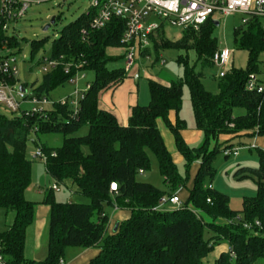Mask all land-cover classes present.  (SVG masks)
Wrapping results in <instances>:
<instances>
[{
    "label": "trees",
    "instance_id": "trees-1",
    "mask_svg": "<svg viewBox=\"0 0 264 264\" xmlns=\"http://www.w3.org/2000/svg\"><path fill=\"white\" fill-rule=\"evenodd\" d=\"M89 21L86 12L64 26L54 41L51 55L62 62L79 63L83 69L95 73L79 112L73 114L71 108L56 103L46 118L37 114L16 113L9 117L0 113V208L12 216L8 227L0 232L2 263L60 264L61 259L66 263L69 247H99V254L88 264H264V150L259 148V167L243 166L236 172L242 177L253 176L257 184V194L244 197L240 211L231 208L226 193L210 188L211 183L207 182L216 173L214 160L221 147L233 145L220 143L221 135L264 136V95L246 88L249 73L261 68L262 20L251 17L248 23L235 27L234 42L239 49L248 51V65L228 69L220 77L218 94L206 89L202 73L181 58L183 76L169 83L151 78L150 102L132 107L125 126L114 113L101 109L99 100L103 91L128 78L124 68L108 66L109 61L116 60L109 49L123 47L121 38L126 20L114 17L100 30L90 29ZM2 25L1 20L0 48L5 42L10 47L18 45L16 37L2 30ZM83 27L88 29L86 35L81 33ZM215 28V20L209 19L199 31L184 30L180 40H170L160 31L151 40L155 46L195 49L198 62L212 65L219 49ZM43 41L35 40L33 51ZM70 76L63 66H58L44 73L34 93L50 97L53 90L68 83ZM7 79L14 82V78ZM185 85L189 87L196 128L203 132V143L197 147L189 145L182 134L186 128V121L180 117ZM171 111L176 113L175 122L170 119ZM159 119L173 133L187 172L195 162H200L183 205L167 211L159 208L161 198L174 194L188 180L180 175L166 146ZM34 126H38L37 132H33ZM84 126L88 132L77 135ZM52 131L62 132L64 140L60 147L40 146L48 155L46 171L58 183L71 179L76 192L89 201H57L54 190L48 189L44 200L50 206L48 255L38 261L25 256L27 230L34 223L36 210V202L26 196L32 184L33 162L27 157V143L32 133ZM53 151L55 156L51 155ZM151 154L158 159L164 182L172 193L166 194L156 185L139 179L141 173L151 168ZM112 183H117L116 191L111 190ZM106 204L131 210L130 217L119 222L110 233ZM238 215L241 220L236 218ZM220 218L229 219V223H217ZM256 220H260L261 226H256ZM245 222L252 223V228L244 227ZM222 242L229 245L228 250L222 251L214 262L205 260Z\"/></svg>",
    "mask_w": 264,
    "mask_h": 264
},
{
    "label": "rangeland",
    "instance_id": "rangeland-1",
    "mask_svg": "<svg viewBox=\"0 0 264 264\" xmlns=\"http://www.w3.org/2000/svg\"><path fill=\"white\" fill-rule=\"evenodd\" d=\"M93 0H41L39 3H33L28 8L26 15L17 22H12V29L8 31L9 34H13L19 41L16 46H8L4 49L0 48V52L3 55L9 53H18L17 65L19 68V74L16 78L18 82V87L24 88L25 92L30 96L34 93L35 88L42 82L44 72L42 70L41 60L43 56L50 57L53 53L54 41L60 37L62 34V29L64 26L74 22L79 16L85 14L91 6ZM243 14L234 13L229 16H223L221 14H214L213 19L220 21V25L216 26L214 30V36L217 38V42L220 49H228L231 52V61L229 65L222 70H228L232 66L237 68H246L248 65V51L244 49H239L234 42V32L235 27L242 25ZM56 17V23L51 24L50 27L45 30V27L51 23L52 18ZM263 22V21H262ZM163 32L165 37L176 41L182 39L184 36V29L176 26H172L167 23L160 30ZM160 38V36H157ZM44 39L42 45L33 51V42L35 40ZM11 48V49H10ZM113 56L116 60H111L108 63L110 68H125L126 61L122 56L125 49L123 47H112ZM118 56H120L118 58ZM181 58H184L189 62V65L195 67L196 71L202 73L201 79L203 85L209 91L213 93L220 92V71L221 69L215 65H206L198 62V56L195 49H186L179 47H161L152 45L148 52V55H142L137 53L136 63L140 68L139 74L140 78L137 83L140 87V94L143 96L144 87H146L147 95L150 101V91H149V80L154 77L165 83H169L171 79L181 78L184 74V66L179 62ZM261 67L264 61V52L260 55ZM86 78L80 82V88L85 89L88 82H91L95 73L91 69H84ZM73 89V86L68 82L65 85L58 87L53 90L50 94V99L58 101L61 97L68 95ZM183 106L180 112V116L185 119L188 130L195 132L196 121L193 112V105L190 97V91L188 85L184 86L183 89ZM53 103L46 105V107H52ZM33 105L29 101L23 104V109L31 108ZM242 109H237V112H243ZM0 113L5 114L9 117L14 116L16 113L12 109L6 106L4 103H0ZM21 114V110L17 114ZM163 131L165 133L166 141L168 147L172 149V156L174 161L178 166V170L183 179L188 180L186 185L178 187L173 191V193H178L183 196L185 191L191 186L195 174H192V167L187 172V167L184 159L181 157L182 154L176 149V145L173 141V135L170 131L162 125ZM88 132V127L84 126L77 133V135H85ZM31 139L27 143V157L32 160V184L27 190V197L29 200L36 202V206L39 203H44L47 196L48 189H52L55 184L59 186L58 190H54L55 199L62 202H88L89 199L80 195L76 192V185L71 179H67L64 183H58L54 178L46 171L45 163L34 157L36 150L43 145L49 147H60L63 144L64 136L60 131H52L45 133H38L35 135L32 133ZM258 136H243L233 140V145L236 149H239L238 156L226 157L224 154V146L221 147L214 160V166L216 168V173L212 177L207 178V182L211 183L212 187L216 190L226 193L230 198V206L232 209L240 211L242 209L243 200L246 196H255L257 194V184L253 176H239L236 174L237 170L243 166L249 167H259L260 166V154L259 147L264 149L263 146H256ZM264 138V137H261ZM36 139V141H33ZM203 143V137L199 139L197 143L193 142L192 146H200ZM250 150V146H254ZM88 152V149L85 148ZM154 156V155H153ZM181 158H179V157ZM151 168L139 175V179L147 181L161 188L166 194L170 192V186L164 182V178L160 171L158 159L150 157ZM197 163V162H195ZM194 163V166H195ZM188 178V179H187ZM187 193V192H186ZM183 198V197H182ZM114 208L111 204L105 205L106 213L111 215L112 209ZM178 208L174 204H161L160 209L163 211L173 210ZM5 211V210H4ZM3 211V212H4ZM206 220H210L206 214ZM229 219L220 218L217 223L227 224ZM49 223V221H48ZM229 223V222H228ZM5 217L0 215V232L4 231ZM49 229V225H48ZM210 234L206 231L205 236L208 237ZM226 247V242H222L220 245L215 246V249L208 255L207 260H214L217 253ZM30 251H26L29 255ZM48 255L47 250H38L36 257L32 258L34 260H43ZM2 264V262H0Z\"/></svg>",
    "mask_w": 264,
    "mask_h": 264
},
{
    "label": "built area",
    "instance_id": "built-area-1",
    "mask_svg": "<svg viewBox=\"0 0 264 264\" xmlns=\"http://www.w3.org/2000/svg\"><path fill=\"white\" fill-rule=\"evenodd\" d=\"M40 1L0 0V21H3L2 30L8 33L12 29V22L22 19L31 4L39 3ZM87 13L90 15L89 28L92 30L104 28L114 17H121L126 20V30L121 38V43L125 49L126 66L124 69L128 77L134 78L140 77L138 63H136L137 53H147L153 45L152 36H156L158 31L167 23L184 30L199 31L209 19H213L215 13L223 16L241 13L244 15L242 18L243 24L248 23L251 17H258L263 21L262 27L264 29V0H93ZM81 33L86 35L88 29L83 27ZM7 43L5 42L2 49L8 45ZM18 57V53L3 55L0 52V103L6 104L15 113L21 110V113L27 115L37 114L43 118H46L45 115L48 110L56 103L71 108L73 114L79 112L80 102L84 97L85 91L90 87V82H88L85 89L80 88V82L86 78V75L83 73L84 69L79 63L62 62L58 58L43 56L41 63L44 73L58 66H63L64 72L71 74L68 82L73 86L72 91L55 101L46 95L38 96L36 93L29 96L25 90L18 87L16 80L19 74ZM212 61L215 66L221 69L219 77H222L228 71L222 69L229 65L231 52L226 48H219L215 52ZM7 77L14 78V82L9 81ZM246 88L248 91L264 95V61L259 71L249 73ZM29 97L33 106L23 109L22 106L26 101H29ZM51 103H53L52 107H46V105ZM37 131L38 126H34L33 132ZM254 147L255 145L250 146V148ZM223 151L226 156L239 155V149L234 147H227ZM51 155L55 156L56 152L53 151ZM34 157L44 163L48 160V155L42 147L36 150ZM209 187L212 188V185H209ZM52 189L58 190L59 186L55 184ZM117 189V183H112L111 190L116 191ZM210 201L211 199L208 198V202ZM168 203L181 206L183 205V200L178 193L165 195L160 200L159 208L161 204ZM236 218L241 220L240 215ZM255 224L256 226H261L260 220H256ZM252 226V223H244L246 228L250 229ZM234 254L232 252L233 256ZM0 262H2L1 256ZM60 264L66 263L61 259Z\"/></svg>",
    "mask_w": 264,
    "mask_h": 264
},
{
    "label": "crops",
    "instance_id": "crops-1",
    "mask_svg": "<svg viewBox=\"0 0 264 264\" xmlns=\"http://www.w3.org/2000/svg\"><path fill=\"white\" fill-rule=\"evenodd\" d=\"M219 25H220V21H219V24L216 26H219ZM148 52L143 53L142 55L147 56ZM109 54H113V49H111V48L109 49ZM122 55H123V52H122ZM139 70H140V68H139ZM139 78H134V77L130 76V77L126 78L123 81V83H121L119 86L103 91V93L100 96L99 107L101 109L108 110V111L114 113L118 119V122L121 125L125 126L128 124L132 107H134L135 105H138V104L147 105L150 102L149 96L146 94L148 91V90H146V87H144L145 93L143 94V96H141V94L139 93L140 87H139V84L137 83V81H139L138 80ZM151 78L156 79L154 77H151ZM183 97H184V93H183ZM169 116H170V119L172 120V122H175V120H176L175 111H171ZM158 125H159V128H160L162 135L164 137L166 146L172 154L173 151L167 145V141H166V137H165V133L163 131L162 125H164L169 131H170V129L167 127L165 122L161 119L158 120ZM170 133L173 135V133L171 131H170ZM182 134H183L186 142L189 145L193 144V142L197 143L199 141V139H201V137H203V132L201 130L197 129L195 132H191L190 130H188L187 124H186V128L182 130ZM243 136H249V135H241V136H237V137H233L232 135H229V134L228 135H221L219 137V142L223 143V145L229 144V143L233 144L234 139L240 138ZM172 137H173V141L175 143L174 136H172ZM258 137L259 138L257 140L256 146H258V145L263 146L264 145V138H261V137H264V136H258ZM175 145H176V143H175ZM176 149H177V146H176ZM251 149L252 148H250V150ZM151 156L154 157L153 154H151ZM181 157L183 158V156H181ZM199 165H200V162H198V161H197V163H195V166L193 164L192 174H195L197 172ZM191 186H192V183H191ZM188 194H189V190L187 189V191H185V194H183V196L180 195L181 198L183 197L182 200H185L187 198ZM26 196H28L27 192H26ZM4 210L5 209L0 208V215L3 214L5 217V225L3 228L5 230L8 227L9 221L12 219V216L10 214H8L6 210L5 211ZM130 215H131L130 209L114 207L112 209V213L110 215L109 233L115 229L116 225H118L119 222H122L123 220L128 219L130 217ZM49 217H50V206L48 204L39 203V205L36 206L34 223L27 230V239H26V246H25V256L27 258H29V259L35 258L38 250H47L48 242H49V229H48ZM228 248H229V245L226 243V247L222 248L217 253L214 260L209 261V262H214L215 259L220 255V253L222 251H227ZM27 250L30 251L29 255L26 254ZM100 250L101 249L99 247H91V248L69 247L66 250V255H65L66 264H88L95 256H97L99 254Z\"/></svg>",
    "mask_w": 264,
    "mask_h": 264
},
{
    "label": "water",
    "instance_id": "water-1",
    "mask_svg": "<svg viewBox=\"0 0 264 264\" xmlns=\"http://www.w3.org/2000/svg\"><path fill=\"white\" fill-rule=\"evenodd\" d=\"M215 22H216V25H218L219 24V21L218 20H215ZM54 23H56V17H54V18H52V20H51V23L50 24H48L46 27H45V30H47L49 27H50V25L51 24H54ZM21 89H23L24 90V88L22 87ZM117 229V226H116V228H115V230Z\"/></svg>",
    "mask_w": 264,
    "mask_h": 264
}]
</instances>
